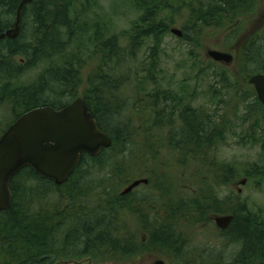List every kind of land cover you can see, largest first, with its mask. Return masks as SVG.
<instances>
[{"label":"trees","instance_id":"1","mask_svg":"<svg viewBox=\"0 0 264 264\" xmlns=\"http://www.w3.org/2000/svg\"><path fill=\"white\" fill-rule=\"evenodd\" d=\"M20 1L0 0L2 31L13 26ZM134 1L146 7V13L134 25L127 47L122 46L116 36L102 40L97 29L88 37V41L95 43L93 53L98 63L87 77L82 97L100 128L110 135L112 146L103 149L97 157L84 154L74 173L62 185L41 178L29 167L14 177L12 206L0 212V264H57L60 259L68 264L70 258L81 256L96 261L116 257L130 259L154 250L175 251L182 257L186 244L196 237L195 233L189 237L187 228L210 226L215 213H226L225 200L220 193H235L230 186L236 184L237 174L242 172L235 166L219 164L217 160L216 148L223 142L226 131L223 115L216 111L209 114L190 104L177 110V105L182 104L179 93L183 92L160 87L149 91L147 84L158 85L152 73L158 66L155 47H152L149 62L142 68L145 74L138 77L139 86L133 90V95L127 93L125 76L117 77V66L126 60L127 65L132 64L144 41L152 38L157 48L172 28L171 17L167 18L171 24L164 17L160 19L165 8L155 12L147 5L151 0ZM252 2L199 0L190 8L191 23L183 30V40L195 42L206 27L223 28L227 23H235L240 15L246 14ZM88 4L90 2L84 0H35L23 9L18 38H0V106L10 107L12 115L8 126L33 108L52 106L59 109L70 102L61 100L62 93L77 90L83 79L80 66H74L75 61L80 62V53L76 51L79 49L69 53L67 48L77 39L76 44L83 42L79 34L86 32L88 26L81 20L89 9ZM177 5L173 2L169 8ZM27 17L32 20V34L30 39L23 40ZM190 33L196 35L195 39ZM242 55V80L229 83L228 88L242 85L238 94L244 101L253 99V103L245 104L244 118L260 123L255 115L264 111V105L249 84V78L264 70V36L252 39ZM60 57L64 68L51 66L37 84L23 89L11 88L14 75L25 65L21 59L31 66L40 60L52 61ZM225 72L229 71L220 69V82L228 81ZM74 95L72 92L71 97ZM176 116L180 125L176 124ZM164 130L167 144L159 138ZM152 137L160 142L154 143ZM129 145H134L131 154L127 149ZM160 147L181 153L180 164L186 170L194 165L201 185L194 181V185H185L182 181L178 187L180 196H173V192L165 194L166 190L157 194L159 190H155V186L163 189L171 183L165 174L155 179V171L164 168L155 162ZM121 154L124 157H120ZM98 168L101 176L97 181H90L91 172ZM141 178L148 179L146 188L151 194H146V190L140 198L136 197L141 195L140 191L138 195L122 194L124 186ZM185 180H189L187 173ZM187 187L193 194L189 195ZM240 211L236 206L232 209L233 214ZM240 223L230 233L234 242L241 244V250L230 262L210 255L196 264H256L253 258L264 260V230L252 231L245 227V220Z\"/></svg>","mask_w":264,"mask_h":264},{"label":"rangeland","instance_id":"2","mask_svg":"<svg viewBox=\"0 0 264 264\" xmlns=\"http://www.w3.org/2000/svg\"><path fill=\"white\" fill-rule=\"evenodd\" d=\"M89 3V9L81 19L82 23H87L86 32L79 34L83 36V42L72 41L69 43L67 51L72 53L76 50L80 53V62L75 61L76 67L80 66L82 72L83 82L79 84L77 90H70L69 93H62L61 100L73 101L78 96H82V92L86 90V81L88 75L92 72L93 68L97 65V57L94 55L95 43L88 41V37L92 36L96 29L99 30L102 40H106L112 36H116L118 42L127 47L129 45V37L134 32V25L138 22L146 13V7H140L134 0H84ZM176 2L177 7L170 9V5ZM199 0H151L148 6L157 12L160 8H165L163 15L161 13L160 19H164L169 22L172 20L170 28H179L184 30L191 23L190 8L194 6ZM246 14L240 15L235 23H227L225 27H206L203 29L201 35L195 42H186L183 38L176 36L175 34L168 32L163 37L161 43L156 48L155 41L150 38L148 41H144L143 45L137 53L136 60L127 65V60L117 66V77H123L128 84V92L133 95L136 87L139 86L138 77L143 76L142 72L145 64L149 62L152 54V47H155V53L157 54V70L152 73L155 75V82L158 85L147 84L149 91H155L157 87L162 90L171 89V91L183 92L179 93L182 96V104L177 105V110L181 109L184 105L190 104L193 108L198 110H204L213 114L214 111L223 115V124L226 125V131L223 135V142L216 148V156L219 164H228L229 166H235L243 173H238L235 180V185H231L230 189L237 192L238 188L242 186L238 183L243 180L245 171L249 170V166L253 163H259V166L264 167V111L256 113L255 117L259 119L260 123L256 119L247 120L245 104L253 103V99H247L244 101L238 93V88L241 84L234 89H229V83L233 84L242 80L240 68L242 67V52L246 48L247 44L252 39H258V36H264V0H253L248 7ZM164 17V18H163ZM171 17L170 19H167ZM26 27L24 30L25 36L23 40H28L31 37V18L25 19ZM88 33V34H87ZM87 34V35H86ZM190 33L191 38L195 39L196 35ZM85 36V37H84ZM81 45L80 47H77ZM222 50L230 52L234 56L233 62L227 65L225 62H217L208 56L209 50ZM63 57V56H62ZM60 57L57 60H40L36 64L27 66V60L21 61L25 64L19 73L12 79V87L14 89H23L24 87H31L39 82L40 76H43L45 70L51 66H65L64 61ZM70 62L74 63L72 59ZM20 62V58L17 59V63ZM209 66V67H208ZM62 68V69H63ZM208 70H206V69ZM227 70L225 72L228 76V81H219L220 69ZM205 69V70H204ZM204 70V71H203ZM140 86L145 89V85L141 83ZM57 89V88H56ZM58 90V89H57ZM72 92L75 94L74 98ZM10 107H2L0 109V136L2 132L8 126L10 122ZM262 112V113H261ZM207 114V113H206ZM124 116V115H123ZM176 124L180 125V119L175 117ZM165 130L162 132V136L159 137L161 142L167 144L165 137ZM153 142H160L152 137ZM134 146V145H133ZM132 145L128 146V151L133 148ZM126 148V147H125ZM126 150L124 151V153ZM160 155L155 161L164 166L163 169L159 168L155 171V179L158 180L162 175H166L171 181L169 185H165V188L155 186V190H166L172 193L173 196H180L178 187L180 183L185 185H201L200 176L198 173L195 175L194 165L186 170L181 166L180 160L182 155L179 152H173L170 148L160 147ZM130 154L128 156H130ZM150 155V154H149ZM151 156V155H150ZM120 157H124L121 154ZM144 159V158H143ZM143 159L141 161H143ZM204 161V160H203ZM186 170V172H184ZM100 170L94 169L90 175V181H97L101 175ZM187 173V179L185 180V174ZM148 174V173H147ZM169 175V176H168ZM196 178H195V177ZM182 177L183 180L180 179ZM196 179V180H195ZM256 186L252 184L246 186L243 191V197H249L250 200L255 203V207L260 208L264 215V174ZM174 180V185H172ZM194 181V182H193ZM127 186V185H126ZM124 186L122 188L125 189ZM146 184H141L132 191L135 195L141 192V195L136 197L151 194ZM150 188V187H149ZM183 188L180 187V191ZM188 191L189 188L187 187ZM121 190V191H122ZM186 190H184L185 192ZM190 194H193V190L190 188ZM226 193V192H225ZM132 194V196L134 195ZM153 194V193H152ZM184 195V193H182ZM223 195L224 193H220ZM220 195V196H221ZM193 196V195H192ZM135 197V196H134ZM37 205V203H35ZM214 218V216H213ZM264 218V216H263ZM210 226L202 227L200 225H193L192 228H187L186 234L191 237L194 233L195 238L189 240V243L183 249L182 257L177 253L169 252V250H154L153 253H145L140 257H134L130 259L115 258L107 261H96L88 256H81L76 258H70L66 263L68 264H145L152 263L157 259H162L166 264H196L202 257L221 258L223 261L230 262L236 253L241 250V244L239 242H231V245L225 246V240L217 239L215 224L210 219ZM209 224V223H207ZM186 226L182 229L185 230ZM185 235V236H187ZM221 252V253H220ZM57 264H65V260L60 259Z\"/></svg>","mask_w":264,"mask_h":264},{"label":"water","instance_id":"3","mask_svg":"<svg viewBox=\"0 0 264 264\" xmlns=\"http://www.w3.org/2000/svg\"><path fill=\"white\" fill-rule=\"evenodd\" d=\"M34 1H20L13 26L5 31L0 27V38H18L23 9ZM170 31L180 38L184 35L179 28H171ZM208 56L227 65L234 60L232 53L216 49L209 50ZM249 83L255 87L258 99L264 105V74H254ZM112 143L110 135L100 128L82 96L61 109L40 106L24 112L0 137V212L11 208L14 199L12 180L24 168L29 167L41 178L62 185L68 181L84 154L97 157ZM148 182L146 178L134 180L122 194H128ZM246 183L247 179L240 182L241 185ZM214 221L219 228L225 229L231 216H217ZM145 264L166 263L157 259Z\"/></svg>","mask_w":264,"mask_h":264},{"label":"flooded vegetation","instance_id":"4","mask_svg":"<svg viewBox=\"0 0 264 264\" xmlns=\"http://www.w3.org/2000/svg\"><path fill=\"white\" fill-rule=\"evenodd\" d=\"M21 61L25 62L26 60L21 59ZM259 74H264V70ZM250 85H252V84H250ZM254 89H255V87H254ZM1 94H2V92H0V95ZM0 109H2V106H0ZM59 109H61V108H59ZM11 115H12V112H10V116ZM249 167H250L249 171L245 172V176L243 178V179H247V183L245 185H241L240 183H238V185L242 186V188H238L236 193L226 192L223 195L220 194L222 197V200H225V202H223V205L225 206L227 211L224 214L215 213L214 218L217 216H231V221H230L229 226L225 229L219 228L216 225L214 218H213V223L216 226L215 231H216L217 239L220 238V239L225 240V246L226 247L228 245H231V242L233 241V236L230 232L233 231L234 226H236L237 224H241L240 223L241 221L245 220V223H246L245 227H247V229H249V230H252V231L264 230L263 211L260 208L255 207L254 205H256V204L253 203L249 197H243V191H244V188L246 186L252 184L251 186L255 187L256 183L261 180L258 178H262L261 174H264V170H263L264 167L262 169V166H259V163H253ZM255 168H259V170H254ZM240 189H242L241 192H240ZM234 206H236L238 209H241V211H240L241 213L233 214L232 209ZM225 257H227V256H225ZM225 257L221 253V258L223 259ZM253 259H254V263H256V264H261L262 262H264V260H262L258 257L257 258L255 257Z\"/></svg>","mask_w":264,"mask_h":264},{"label":"bare ground","instance_id":"5","mask_svg":"<svg viewBox=\"0 0 264 264\" xmlns=\"http://www.w3.org/2000/svg\"><path fill=\"white\" fill-rule=\"evenodd\" d=\"M21 24H22V23H21ZM69 103H70V102H69ZM69 103H68V104H69ZM87 155H88V154H87ZM79 164H80V163H79ZM77 167H78V166H77ZM77 167H76V168H77ZM75 170H76V169H75ZM75 170H74V171H75ZM73 173H74V172H73ZM73 173H72V174H73ZM70 177H71V176H70ZM70 177H69V178H70ZM68 180H69V179H68ZM51 181H52V180H51Z\"/></svg>","mask_w":264,"mask_h":264}]
</instances>
